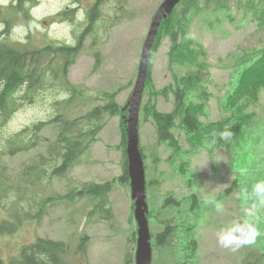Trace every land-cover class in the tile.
Listing matches in <instances>:
<instances>
[{"label": "rangeland", "instance_id": "rangeland-1", "mask_svg": "<svg viewBox=\"0 0 264 264\" xmlns=\"http://www.w3.org/2000/svg\"><path fill=\"white\" fill-rule=\"evenodd\" d=\"M163 1L32 0L25 12L12 7L16 0H0V32L9 28L6 41L29 49L76 45L82 40L68 80L89 94L117 88L122 107L131 99L143 46ZM93 10L96 16L92 21ZM171 28L177 33L179 47L174 45L172 31L165 28L151 57L139 121L147 180L154 181L147 189L153 264H264V205L253 192L257 182H264V89L257 104L242 113L235 111L238 119L227 123L225 131L232 135L221 134V144L216 137L203 146L194 144L179 118L173 129L181 147L177 152L158 141L157 124L146 112L152 107L174 110V92L189 85L186 103L204 104L201 122L229 121L231 111L222 103L236 84L238 68L264 46V0H184L173 14ZM50 58L48 54L45 60ZM67 99V92L46 90L6 120L0 118V220L8 212L23 214L24 207L38 209L35 199L46 194L59 197L84 182L102 183L124 172L120 112L104 116L105 125L97 139L66 177L44 184L22 183L26 167L38 162L57 140L59 125H46L37 145L29 150L12 153L10 141L26 127L57 116V102ZM100 103L76 98L61 112L73 119ZM252 111L256 115L250 120L241 117ZM193 191L199 197L196 208L190 203L165 205L170 193L183 198ZM109 197L110 215L100 211L91 215L95 205L85 197L74 203L59 199L41 220L20 218L24 220L14 233H2L0 256H18L23 245L42 236L69 245L65 264H136L138 225L132 216L130 183L117 181ZM215 202L224 204L223 213L215 211ZM253 206L250 219L259 232L255 243L235 252L222 248L217 231L235 219L248 218L245 212ZM10 219L18 223L13 215ZM165 230L172 233L158 244L156 236Z\"/></svg>", "mask_w": 264, "mask_h": 264}, {"label": "trees", "instance_id": "trees-1", "mask_svg": "<svg viewBox=\"0 0 264 264\" xmlns=\"http://www.w3.org/2000/svg\"><path fill=\"white\" fill-rule=\"evenodd\" d=\"M31 1L16 0L12 7L15 10L27 12L26 5ZM95 12L93 10L91 13L92 21L95 19ZM26 16L28 18L27 13ZM171 20L172 16H169L162 24L156 38L155 48L158 47L165 28L172 31L174 45L179 47L177 33H173V28H171ZM8 31L9 28L0 32V118L6 120L17 109L27 103L35 102L37 97L46 90H57L68 94L67 100L57 102V113H59L57 116L51 120H41L26 127L9 144L12 153L29 150L37 145L39 134L47 124H59L60 132L57 140L49 145L46 154L40 155L38 162L25 169L23 175L31 184L37 181H51L56 176H65L77 162L81 161L80 157L90 149L92 143L97 139V135L103 129L106 114L115 115L120 112L125 114L126 111L117 103L118 91L89 94L68 80L69 69L77 60L82 40L76 45L62 43L56 46L46 45L41 48L29 49L6 41L4 35ZM175 49L174 47L173 51ZM48 54H51V58L46 61L45 57ZM262 87H264V47L253 59V63L242 72L237 87L228 98V104L238 107V111L242 113L249 105L259 100V92ZM188 89L189 85L185 88L180 87L174 92L177 104L173 112H161L155 107L146 110L147 113L152 114L157 123L159 140L168 142L175 150L180 149L179 142L172 131L178 117L181 118L183 126L193 140L203 141L205 138L214 137L223 131L225 126V121L208 124L201 122L199 116L204 104L186 103ZM76 98L83 99L85 103L90 102L91 99L101 100L103 103L93 106L80 117L67 118L61 109L68 107ZM251 116L252 114L247 113L241 117L247 119ZM121 127L123 137L120 147L124 161H126V134L123 120ZM27 180L25 181L27 182ZM117 180L129 183L126 163L123 174L118 178L104 183H84L80 188H73L70 193L64 196V199L75 201L76 198L89 196L95 205V210L91 214L97 210L110 215L109 193ZM55 200L56 198L44 196V214L47 213L49 204L55 203L53 202ZM167 235L169 234L157 235L158 243H162ZM67 250L68 245L63 241L40 238L27 249L24 261L18 264H65L64 255Z\"/></svg>", "mask_w": 264, "mask_h": 264}, {"label": "water", "instance_id": "water-1", "mask_svg": "<svg viewBox=\"0 0 264 264\" xmlns=\"http://www.w3.org/2000/svg\"><path fill=\"white\" fill-rule=\"evenodd\" d=\"M180 0H165L156 14L149 36L147 38L144 52L141 60L139 78L130 100V115L127 119L128 140H127V156L128 170L131 179L132 198L135 200V217L138 223V247L136 261L137 264H152L153 249L151 243V230L148 219L149 206L146 194V171L144 160L140 151L139 140V110L143 96V91L148 74L149 61L153 48L156 34L163 18L172 12L175 5Z\"/></svg>", "mask_w": 264, "mask_h": 264}, {"label": "clouds", "instance_id": "clouds-1", "mask_svg": "<svg viewBox=\"0 0 264 264\" xmlns=\"http://www.w3.org/2000/svg\"><path fill=\"white\" fill-rule=\"evenodd\" d=\"M231 135L230 132L223 133L224 137H230ZM253 192L258 198L259 203L264 205V182H257L253 186ZM214 208L217 213L225 211V206L222 202H215ZM254 208L255 206L252 209L246 210L245 216L248 218L235 219L220 227L216 233V239L222 248L235 252L243 246L255 243L259 232L250 219L254 214Z\"/></svg>", "mask_w": 264, "mask_h": 264}]
</instances>
